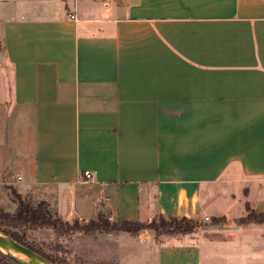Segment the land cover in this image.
<instances>
[{"label":"crops","instance_id":"0c3cea01","mask_svg":"<svg viewBox=\"0 0 264 264\" xmlns=\"http://www.w3.org/2000/svg\"><path fill=\"white\" fill-rule=\"evenodd\" d=\"M14 191L70 223L226 219L199 239L75 233L106 263L204 264L211 233L264 264V223L238 221L264 213V0H0L11 213Z\"/></svg>","mask_w":264,"mask_h":264},{"label":"trees","instance_id":"16d2710c","mask_svg":"<svg viewBox=\"0 0 264 264\" xmlns=\"http://www.w3.org/2000/svg\"><path fill=\"white\" fill-rule=\"evenodd\" d=\"M16 192V191H14ZM18 197V208L16 212L11 213L0 208V231L11 236L23 245L38 252L43 257L47 258L54 264H62L52 255L47 254L42 248L35 247L33 243L26 240V235L23 232L11 230L7 227H28L32 229L45 228L53 229L59 234L68 233H83L91 234L94 232H113V231H128L138 233L144 229H153L161 236H175L183 239L185 236L193 233L196 228L208 227L212 225H220L226 222L225 218H214L208 224L192 218L183 216H161L159 221L142 222L136 219H128L120 217L115 221H110L108 218L100 217L99 220H91L88 223H80L78 220L70 223L55 216L49 209L46 202L34 204L30 199ZM247 215L238 219L241 224L249 223H264V213L251 209L248 205ZM0 264H23L7 253L0 250Z\"/></svg>","mask_w":264,"mask_h":264},{"label":"rangeland","instance_id":"374dc122","mask_svg":"<svg viewBox=\"0 0 264 264\" xmlns=\"http://www.w3.org/2000/svg\"><path fill=\"white\" fill-rule=\"evenodd\" d=\"M16 195L20 194L17 191L13 192V199L18 202ZM10 211L12 210L10 209ZM159 219L160 217L154 220L159 221ZM200 222L208 224L211 222V218L210 220ZM203 227L196 228L187 237L189 239H199V231ZM5 228L25 233L27 241L33 243L37 248H42L47 254L56 257L62 264H111L99 260L98 256L100 254H97L98 252L94 254V252L100 244L94 240L89 241L88 237L81 238L79 234L75 233L59 234L53 229L45 228L32 229L28 227L7 226ZM209 234H202L201 236L204 250V264H210V262L214 264H254L260 257L251 247L246 245L244 237L223 238L224 234H220V237L217 238L215 235Z\"/></svg>","mask_w":264,"mask_h":264},{"label":"water","instance_id":"95a60500","mask_svg":"<svg viewBox=\"0 0 264 264\" xmlns=\"http://www.w3.org/2000/svg\"><path fill=\"white\" fill-rule=\"evenodd\" d=\"M0 250L23 264H54L38 252L1 231Z\"/></svg>","mask_w":264,"mask_h":264},{"label":"built area","instance_id":"2783aa9c","mask_svg":"<svg viewBox=\"0 0 264 264\" xmlns=\"http://www.w3.org/2000/svg\"><path fill=\"white\" fill-rule=\"evenodd\" d=\"M69 18H71L72 20L78 21V17L76 15V10H74V12L69 13ZM81 175H82V177H85L84 179H90L92 177V172L90 170H84ZM18 178L20 180V179H22V176H19ZM84 179H82V180H84ZM205 220H210V217L206 216Z\"/></svg>","mask_w":264,"mask_h":264}]
</instances>
